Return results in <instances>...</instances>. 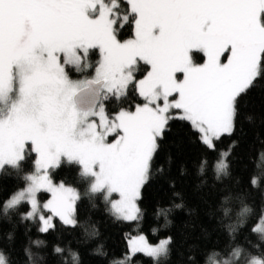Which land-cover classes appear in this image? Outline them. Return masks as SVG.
Returning <instances> with one entry per match:
<instances>
[{"label": "snow or ice", "instance_id": "snow-or-ice-1", "mask_svg": "<svg viewBox=\"0 0 264 264\" xmlns=\"http://www.w3.org/2000/svg\"><path fill=\"white\" fill-rule=\"evenodd\" d=\"M73 68L84 78L72 79ZM260 81L264 0H0V169L36 156L27 187L3 210L26 202L22 219H38L40 233L54 231L55 218L89 233L77 218L78 191L50 177L66 161L81 167L89 192L103 195L112 215L138 220L170 123H189L215 150V141L234 133L240 102ZM132 92L143 102L110 115L106 104L124 103ZM228 155L215 165L217 178L229 175ZM250 185L258 187L255 177ZM40 191L51 193L42 208ZM172 243L139 235L129 248L158 259ZM72 259L78 264L75 253ZM0 264H8L3 251ZM248 264H264V256Z\"/></svg>", "mask_w": 264, "mask_h": 264}, {"label": "trees", "instance_id": "trees-1", "mask_svg": "<svg viewBox=\"0 0 264 264\" xmlns=\"http://www.w3.org/2000/svg\"><path fill=\"white\" fill-rule=\"evenodd\" d=\"M128 34L126 31L124 38ZM140 102L132 92L124 103L113 100L106 106L111 115ZM224 152H229V175L217 178L215 165ZM262 154L264 81L242 98L234 133L215 141V150L200 142L189 123H170L153 162L152 176L142 189L136 221L112 215L103 195L89 192L90 180L80 174L79 166L64 162L50 176L77 189V218L89 225V233L59 221L54 231L40 233L37 221L22 219L29 209L26 202L3 210L4 203L26 186V175L35 170L36 156L31 154L19 168L0 170V251L8 264H75L73 253L78 264H209V257L217 261L239 248L238 263L247 264L253 257L264 256V231L254 230L264 222ZM254 177L255 189L250 185ZM245 207L249 211L243 212ZM136 234H145L150 242L171 236L169 254L158 259L143 253L128 257L127 238ZM36 240L44 243L36 244ZM56 247L63 251L55 253Z\"/></svg>", "mask_w": 264, "mask_h": 264}, {"label": "rangeland", "instance_id": "rangeland-1", "mask_svg": "<svg viewBox=\"0 0 264 264\" xmlns=\"http://www.w3.org/2000/svg\"><path fill=\"white\" fill-rule=\"evenodd\" d=\"M98 59H99V54H98V52L95 54V55H93V57H92V60H91V63L94 65L97 61H98ZM94 74V68H92V69H90L88 72H87V75H89V76H91V75H93ZM70 76H71V78L72 79H74V80H76V79H83L84 78V74H81V73H78V72H76V70L73 68V69H71V71H70ZM141 100H142V98H141ZM142 102H143V100H142ZM142 102H140V103H142ZM134 109V108H133ZM66 162V161H65ZM66 163H68V162H66ZM79 166V165H78ZM79 169H80V174H81V167L79 166ZM1 170V169H0ZM35 171H36V168H35V170L34 171H32V172H30V173H28L27 175H26V177L27 176H29V175H32V174H34L35 173ZM51 177V176H50ZM86 178V177H85ZM51 179H52V177H51ZM89 180H90V178H88ZM52 181H53V183L54 184H57V185H59L60 183H63V182H56V181H54L53 179H52ZM28 183H29V181L27 180V184H26V186L25 187H23L22 189H24V188H26L27 187V185H28ZM65 184V183H64ZM90 184H91V180H90ZM66 186H70V185H67V184H65ZM70 187H72V186H70ZM74 188V187H73ZM22 189H20V190H22ZM76 189V188H75ZM20 190H18L17 192H19ZM77 190V189H76ZM17 192H15V193H17ZM14 193V194H15ZM13 194V195H14ZM113 198L115 199V198H118V197H116L115 195L113 196ZM37 199H38V201H39V203H40V205H41V208H42V206H43V204L44 203H46L49 199H51V193H49V192H46V191H40L39 193H37ZM9 200V199H8ZM109 205V204H108ZM109 209H110V205H109ZM29 210V209H28ZM44 214L45 215H50V213H48L46 210H44ZM35 221H37V223H38V227H39V220L38 219H36ZM56 221H59V219L58 218H55L54 219V223H56ZM125 221V220H124ZM262 221H264V220H262ZM60 222V221H59ZM261 222V221H260ZM258 223V225H256V228L257 229H260V226H263V228H264V222L262 223ZM139 235H143L147 240H148V238L146 237V235L145 234H136V235H132V236H130V237H128L127 238V245H128V257L129 256H131L132 255V253H131V251H130V248H129V240L130 239H132V238H134V237H136V236H139ZM165 238H167V237H164V238H161L160 240H162V239H165ZM160 240H158L157 242H150L149 240H148V242L150 243V244H153V245H155V244H157V243H159V241ZM144 254V253H143ZM238 259H239V256H235V255H228V256H224V257H222V259H220V260H217L216 261V264H223V262L224 261H228L229 262V264H239L238 263ZM250 261V260H249ZM248 261V262H249ZM248 264V263H247Z\"/></svg>", "mask_w": 264, "mask_h": 264}]
</instances>
